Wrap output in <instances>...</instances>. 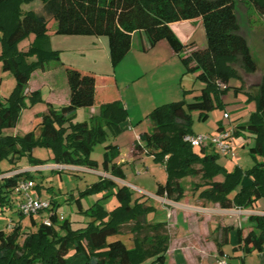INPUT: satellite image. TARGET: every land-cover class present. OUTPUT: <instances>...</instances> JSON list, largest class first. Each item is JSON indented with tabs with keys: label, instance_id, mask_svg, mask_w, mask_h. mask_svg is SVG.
<instances>
[{
	"label": "trees",
	"instance_id": "16d2710c",
	"mask_svg": "<svg viewBox=\"0 0 264 264\" xmlns=\"http://www.w3.org/2000/svg\"><path fill=\"white\" fill-rule=\"evenodd\" d=\"M236 1L249 2L264 19V0H0L1 70L15 80L9 95L0 97V164L4 160L10 163L6 169L0 167V177L19 170L15 164L23 156L29 157L30 167L43 166L45 162L34 159L32 151L44 147L51 150L55 166L85 168L108 176L101 175L80 196L107 190L118 202L109 211L98 201L83 211L77 199L78 212L89 220L72 228L68 219H59L58 202L51 196L46 201L47 213L44 216L39 211L41 220L37 222L35 215L26 217L17 209L18 183L33 181L30 171L1 177L0 209L12 210L18 221L0 230V264H141L146 260L148 264H167V222L148 221L155 208L143 195L135 196L132 189L113 180H124V173L114 162L117 146L105 143L109 136L116 138L122 132L127 111L119 100L100 101L96 115L73 122L78 109L90 108L98 101L96 74L64 66L68 104H45L36 124L38 136L34 131L23 136L5 132L16 126L27 97L31 105L41 101L39 91L25 94L31 74L50 61L60 62L58 51L51 50L47 41L51 23L54 34L60 36H105L112 68L130 51L133 34L143 33L150 48L165 41L179 57L184 74H196L202 84L198 94L190 102L183 98L155 107L146 117L150 128L141 132L133 145V152L152 156L164 168L166 181L157 185L156 196L178 202L184 196L181 180L199 177L200 182L192 187L194 193L200 190L197 198L222 210H254L256 203L264 200V74L255 85L242 89L245 77L256 72V65L240 33ZM196 18L202 22L205 47L185 55L188 45L179 41L169 25ZM29 35H34V41L28 49H19L18 44ZM111 77L100 76L99 84L106 88L104 99L110 92ZM235 78L241 81L234 87L235 93L245 92L255 101V110L245 123L232 127L233 136L247 133L252 137L249 153L261 161L247 170L235 167L227 171L217 164L215 149L196 151L183 142V136L194 135L192 113L205 120L213 109L223 108L221 98ZM187 94L183 91V97ZM97 144H104L100 165L90 156ZM219 175L222 180L216 181ZM41 186L38 182L33 188L39 193ZM25 218L29 223L23 227ZM246 220L250 231L243 235L242 227L236 229L237 246L245 255L264 251V214L249 215ZM124 226L132 236V248L120 239L110 240L121 236ZM228 232L227 227L220 229V240L215 242L218 259L225 258L222 247Z\"/></svg>",
	"mask_w": 264,
	"mask_h": 264
},
{
	"label": "rangeland",
	"instance_id": "374dc122",
	"mask_svg": "<svg viewBox=\"0 0 264 264\" xmlns=\"http://www.w3.org/2000/svg\"><path fill=\"white\" fill-rule=\"evenodd\" d=\"M235 11L238 16V22L240 27V33L245 37L246 43L250 52V55L252 57L253 62L256 65V72L252 75H248L249 77H245L244 85H242V89H248V86H252V84H256L261 76V74H264V19L260 16V14L255 10V8L247 1H236L235 2ZM195 23V22H191ZM54 24V23H53ZM52 25V23L50 24ZM50 28V27H49ZM53 28L49 29L46 33L47 35V41H49V46L51 50L58 51L60 62L57 61H50L45 65V74L46 75V82L40 83V81L37 79V76L42 75L41 70L34 71L30 79L28 81L26 90L29 86V82L31 80V85H39L40 89V96L41 101L37 102L33 105L30 104L29 98L27 97L25 99L26 106L21 110L18 118V122L16 126L12 129L6 130V133H10L17 136H23L27 132L34 131L35 136H38L39 130L36 128L37 122L40 120V116L34 117L37 114H40L43 112L45 108V100L48 94V91L52 89L55 94L61 95V93L65 92L67 93V90L69 89L67 85V81L65 78V68L66 67H72L75 69H79L86 72H92L90 69H95L98 75L96 76L98 78L97 80V100H103L105 98V92L106 88L103 87L102 83L99 84L100 76H106L107 73L101 72L105 70L106 67L109 66V59H108V49L107 54L104 53L102 47L93 46L91 45V41L93 37L88 36H60L54 34ZM182 29H186L185 27H182ZM197 36V35H196ZM205 38V35H204ZM81 39V40H77ZM100 39L105 42L107 41V38L105 36H101ZM34 41V35H29L27 38L23 39L19 44V49H28L30 44ZM140 40L138 37H135L133 46L140 44ZM81 54L86 55L85 59H92L93 57L97 59L96 66L90 68L86 63H84V56L82 57ZM61 62L63 65L61 66ZM129 60L126 58L122 62H120L115 68L116 76L118 79L120 77H123L127 74V70L129 71L130 65ZM58 67L57 69H55ZM89 68V69H87ZM56 70V71H54ZM113 70V73H114ZM132 71V70H131ZM240 74H242V71H239ZM95 74V73H94ZM130 74V73H129ZM171 74L170 67L166 66L161 70V87L158 89H167L170 88L171 79L169 78V75ZM34 75V77H32ZM111 75V73H110ZM131 75V74H130ZM32 77V78H31ZM198 84V81H197ZM241 84V81L237 78L231 79L229 81L230 88L228 91L222 96L221 100L223 103V108H215L213 109L207 119L200 120L198 118V113H192V123H191V130L196 135H214L217 132V126L219 122H222L224 126L231 127L234 122H240V120H244L250 112H253L255 110V101L253 99L248 98V96L245 94V92L240 91L235 93L234 87L239 86ZM15 85V80L9 72H3L1 70V63H0V97H7L9 93L12 91ZM38 87V88H39ZM256 88V87H255ZM157 89V90H158ZM172 89V88H171ZM25 90V91H26ZM254 90V88L250 89ZM30 94V93H29ZM193 99L192 95L184 100L186 102H190ZM83 109H79L80 112L75 113V116L73 118L74 123H79L85 120L86 115L83 114ZM224 114H227L228 118H224ZM33 117V118H32ZM31 119L33 123H31ZM142 125V129L146 127V122L141 123L139 126ZM141 129V127H140ZM141 129V130H142ZM126 134L120 133L123 137L118 138L120 134L116 138L108 137V140L105 144L108 143H119L120 146V155L125 158L127 151H128V143L125 141V138L127 134H131V132L127 133V130L124 131ZM254 144V140L252 137H250L247 133H243L239 137H234L232 139V149L227 154L219 153L217 156V164L224 167L227 171L233 170L235 167H239L242 170H247L251 168L254 164L261 161V158L259 156H253L249 153V148L252 147ZM196 151H199V148L195 149ZM103 151H104V144H97L93 147L90 156L92 159L96 160L98 164H101L102 158H103ZM32 157L37 160H41L45 162V164L39 168V171H32V178L33 181H30L33 186L38 184V182H41L42 186L40 187V192L38 193L34 188H32L29 191V194L36 198L40 199L43 202H46L50 199L52 196L53 200L58 202L57 204V215L59 219H68L72 224V228H78L83 226L86 222H88V218L85 217L84 214H80L78 212V206L76 200H80L81 206L83 211L86 210V208L93 205L95 202H99L106 210H112L115 208L118 204L116 198L113 196L112 192L110 191H101L99 193H90L86 194L84 196H80V193L85 191L87 187H89L90 184L98 181L100 179V176L98 173H90L86 172L85 168H74L78 171L77 176L71 174L70 168L65 166H53L52 162V152L50 149H46L44 147H35L32 151ZM117 158V157H116ZM115 158V159H116ZM9 162L4 160L1 162L0 167L2 169H6L9 167ZM30 162L28 156L21 157L17 163L15 164L19 170L13 171L11 173H7L1 177H5L8 175H13L15 173L25 172L30 170ZM53 167V168H52ZM148 168V170H147ZM56 169L60 172L57 173ZM162 173V167L160 164H155L152 160L146 159L144 163L136 164L133 166H130L127 164L124 167V172L126 175V181L131 183L136 188H140L144 194L145 198L147 200V203L149 206L157 208V199L154 198V183L155 178L157 177L158 172ZM0 177V178H1ZM191 179V180H190ZM216 181H221L222 177L219 175L215 177ZM191 181L194 183L200 182L199 177L197 178H191V177H184L181 180L182 187L184 191L186 192L187 196L190 195L192 190ZM116 182L119 185H124L122 180H117ZM133 190L134 195H140V191H138L134 187H129ZM200 191V190H199ZM190 192V193H189ZM198 192V191H197ZM17 197V196H16ZM169 203L172 207H175L173 202L166 201ZM202 203V202H201ZM205 205V203L203 202ZM258 210H264V200H260L257 202L256 205ZM172 207L168 208L171 209ZM202 207V206H201ZM203 208H206L203 206ZM216 210H220V208H214V210L210 209H194V213L201 214V215H208V214H215L217 213ZM41 214L45 216L47 213V209L41 210ZM44 212V213H43ZM170 213V212H168ZM221 214H218L219 216H224L225 214H228L225 217H228L235 220L237 223L246 215H250L251 212L249 211H241L237 209H231L228 212H219ZM264 214V213H261ZM217 215V214H216ZM37 222L40 221V213L36 214ZM165 217V212L163 210L155 211L148 215L147 219L148 221L155 222L159 220L160 218ZM45 218V217H42ZM172 214L170 213V219H168V234L171 238H173L176 235L175 229L172 224ZM18 221V215L14 213L12 210H2L0 209V230H7V225H13ZM242 221V220H241ZM23 227L26 226L28 222V218H25L22 220ZM122 235L121 236H115L110 238V240L114 239H120L124 243H126L128 248H132V236L129 233L128 226H124L121 230ZM175 234V235H174ZM173 241V240H172ZM183 242L184 246L188 245ZM226 253L230 256L229 259H227V262L229 260V264H241V259L237 257V255H234L232 247L226 246L225 247ZM185 258L187 264H195L197 262V258L202 257L206 258L205 254L199 253V256L197 254H194L192 250L185 249ZM218 258L215 259V257L211 254L209 257L210 264H214L215 261ZM261 258L254 253L251 255H247L244 258V264H261ZM171 258L167 261V264L170 263ZM149 260L144 261L141 264H148Z\"/></svg>",
	"mask_w": 264,
	"mask_h": 264
},
{
	"label": "crops",
	"instance_id": "0c3cea01",
	"mask_svg": "<svg viewBox=\"0 0 264 264\" xmlns=\"http://www.w3.org/2000/svg\"><path fill=\"white\" fill-rule=\"evenodd\" d=\"M195 22V23H191ZM54 24L50 26L52 29ZM173 33L176 35V37L179 39V41L184 44L188 45V48L185 52L186 54H189L191 51L203 49L205 47V38H204V30L202 26V22L199 18L193 19V20H186L176 23H171L169 25ZM182 27H185L186 29H182ZM49 28V29H50ZM197 35V36H196ZM91 37L92 36H88ZM135 37H138L140 40V44H137L136 46L134 44ZM81 40V39H77ZM93 46L102 47L105 54H107V41L100 39V37H93L92 41L90 42ZM84 58V63H86L90 68L96 66L97 63L96 58H92L91 60L85 59L84 54H81ZM129 60L130 68L129 71L127 70V74L123 77L116 76L115 70L111 67L110 68L105 65V70L101 71L104 73H107V75L112 76L111 79L109 78V89L110 92L108 93V96L104 100H98L92 107L83 109V114L86 115L85 120L86 121L89 117L94 116L98 112V102L100 101H107V100H119L121 104L123 105L124 109L127 111L128 117L127 121L122 126V134H126L124 131L127 130L128 132H131V134H127L125 141L128 143V151L127 154L124 157L120 155V146L119 143H112V145H116L118 149V156L114 160V162L119 165L124 173V180L123 183L127 187H134L131 183L126 181V175L124 172V167L127 164L130 166L144 163L146 159H150L153 161L152 156L146 154V153H136L133 152V145L134 142L138 140V135L141 132L147 131L150 128L149 121L147 120V115L157 106L179 101L181 99H186L192 95L195 96L198 94L200 89L202 88V84L196 80V74H184V68L181 64V61L177 55L173 53V51L170 49L168 44L165 41L158 42L153 48L149 47V44L147 42V39L143 33H135L132 36L131 40V49L128 52V54L125 56L124 59ZM123 59V60H124ZM122 60V61H123ZM121 61V62H122ZM61 62V66H62ZM170 67L171 74L169 75V78L171 79V83L173 85H170V88L167 89H158L161 87V70L164 67ZM56 67L55 69H57ZM45 69V68H44ZM42 69V75L37 76V79L40 81V83L46 82V75H43L47 72ZM89 69V68H87ZM98 75L95 69H90ZM114 70V73H113ZM132 70V71H131ZM56 71V70H54ZM96 71V72H94ZM111 73V75H110ZM131 75H130V74ZM34 77V75H32ZM31 77V78H32ZM39 85H31V80L29 82V86L27 90L25 91V94L32 93L34 91H39L40 87ZM172 88V89H171ZM158 89V90H157ZM183 91L187 92L188 94L183 97ZM70 97L69 89L67 90V93L63 92L61 95H56L55 92L50 89L48 91L45 104H52L54 106H60L68 104ZM46 108H44L43 112L40 114H37L34 117L41 116L45 112ZM77 112H80L79 109ZM251 113V112H250ZM249 113V114H250ZM249 114H247L246 118L244 120H240V122H234V124L231 125V127L224 126L222 122H219L217 126L218 128H232L233 126H239L246 122ZM33 118V117H32ZM146 122V127L142 129V125L139 126L141 123ZM31 123H33L31 119ZM141 127V129H140ZM241 136V135H240ZM123 136L120 134L118 138H122ZM104 152V151H103ZM96 161V160H95ZM154 162V161H153ZM155 163V162H154ZM157 164V163H155ZM55 166V165H53ZM17 167V166H16ZM42 166L38 167H30V173L32 171H39ZM56 167V166H55ZM162 167V174H157V177L155 178L154 183V198L157 199V208H155V211L163 210L165 212V217L160 218L157 221H166L167 222V228H168V219H170V213L172 214V224L173 228L175 229L176 235L171 238L170 236V242L169 247L167 251V261L169 258H171L170 263L172 264H187L186 258L184 257L186 252L185 249L192 250L194 254H197L199 256V253L205 254L206 258L198 257L197 262L195 264H210L209 257L212 254L215 259L218 258V252L216 248L215 242H218L221 237L220 229L227 227L229 229V232L227 234V243L222 247V251L224 253V257L227 259L230 258L228 253L225 251L226 246H231L234 255H237L241 259V264H244V258L247 255H251L256 253L259 258H261V264H264V251L262 252H252L250 254H244L240 247L237 246V236H236V229L242 227V234L245 235L247 232L250 231V227L247 223V217L249 215L244 216L239 223H237L235 220L225 217L228 214H225L224 216H219L218 214H221L219 212H228L229 210H216L217 213L215 214H208V215H199L197 213H194V209H210L214 210V208L218 207L217 204H209L205 203L203 204V201L199 200L197 198V193L199 192H189L190 195L186 194L184 191L183 198L178 202H173L175 207H172L169 203H167L165 198H161L155 195L156 187L157 185L164 184L166 181V173L164 171L163 166ZM53 168V167H52ZM70 170L74 171L73 175L77 176L78 171L76 170L78 167H69ZM76 168V169H74ZM86 172L90 173H98L97 171H92L88 169H84ZM148 170V168H147ZM33 171V172H34ZM193 179V177H191ZM115 182L116 180L113 179ZM191 180V179H190ZM219 181V180H218ZM194 182L191 181V186L193 187ZM131 189V188H130ZM138 191H140V195L145 196L144 192L140 188H136ZM139 196V195H135ZM202 202V203H201ZM148 204V203H147ZM257 205V203H256ZM255 205L254 210H241V211H249L251 212L250 215H260L261 213H264V210H258ZM202 206V207H201ZM206 207V208H203ZM172 207L171 209H168ZM219 208V207H218ZM170 212V213H168ZM217 214V215H216ZM219 231V232H218ZM173 240V241H172ZM188 245L183 244V242ZM229 262V260H228ZM230 263V262H229Z\"/></svg>",
	"mask_w": 264,
	"mask_h": 264
},
{
	"label": "built area",
	"instance_id": "2783aa9c",
	"mask_svg": "<svg viewBox=\"0 0 264 264\" xmlns=\"http://www.w3.org/2000/svg\"><path fill=\"white\" fill-rule=\"evenodd\" d=\"M224 118H228L227 114H224ZM233 138L232 128H221L214 135H185L183 136V142L189 144L192 148L212 147L218 153L227 154L232 149ZM32 188V183L27 179L19 181L17 186V192L20 196V200L17 203V209L26 217L36 215L39 211L47 208V202L36 199L29 194V191ZM214 264L229 263L225 258H222L217 259Z\"/></svg>",
	"mask_w": 264,
	"mask_h": 264
}]
</instances>
